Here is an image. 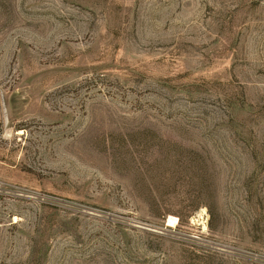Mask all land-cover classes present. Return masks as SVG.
<instances>
[{
	"label": "rangeland",
	"instance_id": "1",
	"mask_svg": "<svg viewBox=\"0 0 264 264\" xmlns=\"http://www.w3.org/2000/svg\"><path fill=\"white\" fill-rule=\"evenodd\" d=\"M0 264H264V0H0Z\"/></svg>",
	"mask_w": 264,
	"mask_h": 264
},
{
	"label": "bare ground",
	"instance_id": "2",
	"mask_svg": "<svg viewBox=\"0 0 264 264\" xmlns=\"http://www.w3.org/2000/svg\"><path fill=\"white\" fill-rule=\"evenodd\" d=\"M204 212H205V210L202 211L201 215H203ZM169 222L175 226L177 224V218L171 216L169 218Z\"/></svg>",
	"mask_w": 264,
	"mask_h": 264
}]
</instances>
